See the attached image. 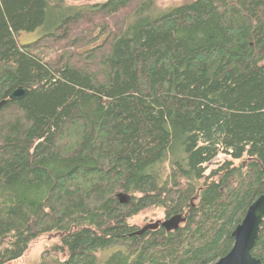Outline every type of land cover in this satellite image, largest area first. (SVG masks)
Wrapping results in <instances>:
<instances>
[{
	"label": "trees",
	"instance_id": "1",
	"mask_svg": "<svg viewBox=\"0 0 264 264\" xmlns=\"http://www.w3.org/2000/svg\"><path fill=\"white\" fill-rule=\"evenodd\" d=\"M80 5L0 0V264L217 263L264 194V0Z\"/></svg>",
	"mask_w": 264,
	"mask_h": 264
},
{
	"label": "rangeland",
	"instance_id": "2",
	"mask_svg": "<svg viewBox=\"0 0 264 264\" xmlns=\"http://www.w3.org/2000/svg\"><path fill=\"white\" fill-rule=\"evenodd\" d=\"M104 1L106 0H67V3L70 2L73 5L81 4L80 6H89V5H93L97 3H102ZM154 1L156 5V10L158 12H163L170 8L181 6L183 4H187L195 0H154ZM42 32H43L42 29H38L34 33H22L18 37L17 40L19 44L21 45L29 44V43H32L38 40L41 37ZM49 60H52V59L49 58ZM227 160H229V158L223 154L218 156L209 166V170L207 171V174H210V172L213 169H216L218 165H220L221 163ZM235 164H239V163L235 162ZM165 217L166 216L162 209H150L130 219L129 224L132 226H135L136 228H145L147 225H151L158 221L165 220ZM58 242H59L58 236H55V235L45 236V237H42L36 240L30 245V248L25 254V256L19 261H17L16 264H38L41 261L43 256L48 255L47 253L48 249L56 245ZM111 254H112V251H105L103 253L98 254V257L100 261L103 262ZM59 257L61 258V260L65 258V256L63 255H60Z\"/></svg>",
	"mask_w": 264,
	"mask_h": 264
},
{
	"label": "water",
	"instance_id": "3",
	"mask_svg": "<svg viewBox=\"0 0 264 264\" xmlns=\"http://www.w3.org/2000/svg\"><path fill=\"white\" fill-rule=\"evenodd\" d=\"M28 94V90L20 87L14 90L10 96V100H20ZM264 220V194L259 196L255 202L248 208L243 221L235 228L232 233L234 246L230 253L220 259L215 264H262L252 254L256 243L259 239L261 225ZM178 219L167 220L162 223V227L169 230L173 229ZM160 222L146 226V228L158 227Z\"/></svg>",
	"mask_w": 264,
	"mask_h": 264
},
{
	"label": "bare ground",
	"instance_id": "4",
	"mask_svg": "<svg viewBox=\"0 0 264 264\" xmlns=\"http://www.w3.org/2000/svg\"><path fill=\"white\" fill-rule=\"evenodd\" d=\"M10 96H11V95H10ZM11 101H12V100H11ZM162 221H163V220L158 221V222H160V225H161L162 223L166 222L167 220H166V221H163V222H162ZM158 222H156V223H158ZM156 223H154V224H156ZM154 224H151V225H154ZM160 225H159V226H160ZM147 226H150V225H147ZM259 236H260V235H259Z\"/></svg>",
	"mask_w": 264,
	"mask_h": 264
}]
</instances>
